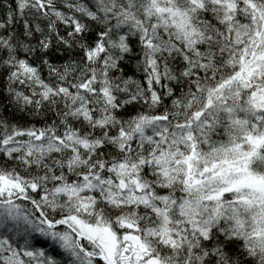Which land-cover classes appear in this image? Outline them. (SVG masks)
<instances>
[{
	"label": "snow or ice",
	"instance_id": "obj_1",
	"mask_svg": "<svg viewBox=\"0 0 264 264\" xmlns=\"http://www.w3.org/2000/svg\"><path fill=\"white\" fill-rule=\"evenodd\" d=\"M0 264H264V0H0Z\"/></svg>",
	"mask_w": 264,
	"mask_h": 264
}]
</instances>
